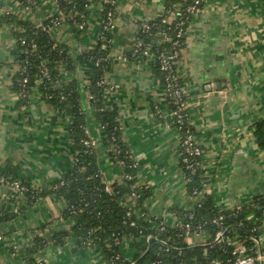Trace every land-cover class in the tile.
<instances>
[{
  "label": "crops",
  "instance_id": "1",
  "mask_svg": "<svg viewBox=\"0 0 264 264\" xmlns=\"http://www.w3.org/2000/svg\"><path fill=\"white\" fill-rule=\"evenodd\" d=\"M104 1H116L105 100L118 108L123 138L138 163V184L150 190L147 210L175 225L180 220L177 211L197 202L188 192L181 165V133L173 124L162 82L154 72V54L129 57L141 24L160 16L165 0H93L80 40L69 22L53 25V38L78 60L77 71L65 72L64 77H78L81 88L88 82L90 63L81 52L99 42ZM58 12L54 0H0L1 17L11 15L35 25ZM263 29L264 0H206L184 39L177 71L186 89L196 141L204 147L208 165L218 171L210 191L221 207L247 204L264 193V150L254 135L257 123L264 121ZM19 52L15 27L1 19L0 171L20 183L48 189L73 164L70 117L48 100L39 83L25 101L20 99L12 87ZM82 105L91 136L98 142L104 180L113 183L121 178V169L112 162L94 108L84 95ZM24 202L17 189L0 185V216L19 211ZM65 207L62 197L50 194L1 221L0 264H24L15 260L11 247L25 246L32 237L29 230L45 227L49 231L67 224L61 220ZM258 239L260 253V249L264 251V232ZM202 240L198 234L189 239L193 244ZM38 259L43 264H103L99 253L80 246L74 237L62 247L50 244Z\"/></svg>",
  "mask_w": 264,
  "mask_h": 264
},
{
  "label": "trees",
  "instance_id": "2",
  "mask_svg": "<svg viewBox=\"0 0 264 264\" xmlns=\"http://www.w3.org/2000/svg\"><path fill=\"white\" fill-rule=\"evenodd\" d=\"M54 1L58 4L59 12L42 25L11 15L0 16V20L15 27L20 48L17 58L19 68L13 79V89L25 101L31 89L39 83L45 89L48 100L68 114L73 155L72 167L50 188L40 189L21 182L24 204L19 211L0 216V222L7 221L50 194H56L66 202L61 220L67 221H63L67 224L49 231L45 227L29 230L32 237L25 246L17 247L15 260L24 264H43L38 257L45 249L50 244L62 247L70 237L76 238L80 246L99 253L103 264H233L232 251L238 244L246 246L247 254L257 255L256 239L264 232V193L257 194L247 204L226 208L221 207L215 194L209 191L199 206L197 204L193 209L178 210L180 220L175 225H168L162 218L149 213L146 200L150 190L144 184H138L137 160L123 138L118 108L108 105L105 100L108 88L105 74L111 65L108 55L113 39L116 1L103 2V20L107 25L103 39L81 52L90 63L89 79L82 88L78 77L65 79V72L77 71L78 60L67 46L53 38L50 29L56 20H65L71 24L78 39H82L88 25L89 5L93 0ZM192 2L165 0V11L151 19L148 22L149 31L141 35L144 46H149L151 53L157 55L153 67L163 89L166 88V73L161 70L158 56L167 55L172 49L170 42L162 41L163 34L175 36L178 29L174 19L177 8L184 9ZM33 4L30 3L31 6ZM187 15L186 26L190 24V13ZM163 19L168 21L163 22ZM182 41L184 47V38ZM134 49L135 45L129 54L130 58L140 59L144 56ZM180 58L174 65L176 71ZM178 82L182 84L180 77ZM83 95L94 108L102 129L101 139L109 149L112 162L121 169L122 176L111 183V191L105 189L106 181L99 167L97 148L85 144L86 140L94 138L86 133L89 129L88 113L82 105ZM165 103L170 110L178 107L171 95L166 96ZM173 124L176 127L175 121ZM254 135L264 150V121L257 123ZM202 148V155L192 157L193 161L201 164L194 173L187 168L186 163L181 162L190 195L202 191L207 184L212 187L218 175L217 168L209 167L205 149ZM8 175L0 171V179L14 180ZM134 192L137 196L133 195ZM221 217L222 224L214 222ZM220 232H224V239L218 243L215 239ZM197 234L204 240L200 244L191 243L190 237ZM149 237L156 238V241L150 244Z\"/></svg>",
  "mask_w": 264,
  "mask_h": 264
},
{
  "label": "built area",
  "instance_id": "3",
  "mask_svg": "<svg viewBox=\"0 0 264 264\" xmlns=\"http://www.w3.org/2000/svg\"><path fill=\"white\" fill-rule=\"evenodd\" d=\"M193 2L190 3V6L179 9L177 8V11L174 15V19L176 20L175 24L178 27L175 36H166L163 34L162 41L170 42L172 44V49L169 54L165 55H159L161 62V70H163L166 73L165 80H166V88H164V94L165 98L164 101H166V96L171 95L173 98L176 99V103H178V107L176 109H169L170 113L173 117V121L176 123V127L181 133V139H180V146H179V153H180V160L183 163H186L187 168L191 170L192 173L198 168L201 167V164L196 161L192 160V157L199 155H202L204 152L202 146L196 141L194 129L192 126V123L190 121V116L188 112V101L186 99V89L183 84L179 83V75L178 72L175 70L174 65L176 64V61L180 58L182 54L183 49V38L185 39L189 28L191 27V23L193 21L194 15L202 10V7L204 6V3L206 0H192ZM187 13H190V24L186 26V20L189 18V15ZM167 19H163V22H167ZM62 21L56 20L55 24L58 25ZM107 29V25L105 22L103 23V28L100 34L99 39H103V32ZM150 29V24L147 22H144L141 24L140 29L135 37L134 44L135 49L134 51L143 55L151 54V50L149 46H144V42L142 39V33L148 32ZM24 42V41H23ZM155 58H157V55H154ZM27 81V78L24 79V82ZM39 81H42V78H39ZM158 112V111H157ZM159 113V112H158ZM86 133L88 135H91L90 130L87 129ZM85 144L87 147L90 148H97V141L95 139H88L85 141ZM123 163V162H121ZM138 164V163H137ZM136 164V165H137ZM120 165V163L118 164ZM205 165V164H204ZM202 165L203 169H206ZM210 167V166H209ZM207 172V169H206ZM4 178L0 179L1 184H5L6 186H10L14 189L20 190L24 187L20 185L19 181H7L6 183H3ZM211 180V178H210ZM106 191H111V183L106 182L105 184ZM210 191V184L206 185V188L202 191L196 192L194 195H192L194 198L197 199L198 206L201 204L202 199L205 197V194ZM22 192V191H21ZM134 196H137V193H133ZM223 217H221L219 220H214L215 223L222 224L221 221ZM224 239V232H220L216 237V242H222ZM257 242L260 239H256ZM235 242V241H233ZM233 260L231 259V262L233 264H264V251L260 249V253H257V255L247 254V248L243 244H238L235 246L234 250L232 251Z\"/></svg>",
  "mask_w": 264,
  "mask_h": 264
},
{
  "label": "rangeland",
  "instance_id": "4",
  "mask_svg": "<svg viewBox=\"0 0 264 264\" xmlns=\"http://www.w3.org/2000/svg\"><path fill=\"white\" fill-rule=\"evenodd\" d=\"M264 30V29H263ZM8 180L6 179V180H3V183H6ZM9 181H11V182H14L15 180H9ZM2 185H5V184H2ZM8 186V185H7ZM6 186V187H7ZM12 188H13V186H12ZM14 189V188H13ZM19 192H21V191H24L23 189H20V190H18ZM21 195H22V192H21ZM197 205V202H196V204H195V206ZM194 206V207H195ZM194 207H192V208H190V209H193ZM18 246L17 245H14L13 247H11V252L15 255V253H16V251H17V248Z\"/></svg>",
  "mask_w": 264,
  "mask_h": 264
},
{
  "label": "water",
  "instance_id": "5",
  "mask_svg": "<svg viewBox=\"0 0 264 264\" xmlns=\"http://www.w3.org/2000/svg\"><path fill=\"white\" fill-rule=\"evenodd\" d=\"M153 241H156V239H155V238L150 239V240H149L150 244H152Z\"/></svg>",
  "mask_w": 264,
  "mask_h": 264
}]
</instances>
